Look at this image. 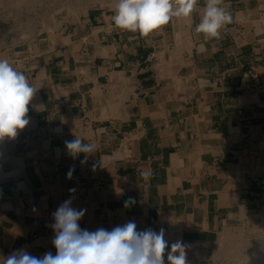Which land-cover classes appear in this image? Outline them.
<instances>
[{
    "label": "crops",
    "instance_id": "obj_1",
    "mask_svg": "<svg viewBox=\"0 0 264 264\" xmlns=\"http://www.w3.org/2000/svg\"><path fill=\"white\" fill-rule=\"evenodd\" d=\"M204 3L148 35L91 13L4 57L38 91L29 125L0 143V252L54 253L51 213L73 187L82 228H164L165 256L180 242L187 260L257 205L264 0H223L232 22L208 40L195 32ZM74 135L97 146L86 164L66 155Z\"/></svg>",
    "mask_w": 264,
    "mask_h": 264
},
{
    "label": "clouds",
    "instance_id": "obj_2",
    "mask_svg": "<svg viewBox=\"0 0 264 264\" xmlns=\"http://www.w3.org/2000/svg\"><path fill=\"white\" fill-rule=\"evenodd\" d=\"M222 3L223 0H205L201 19L195 26V32L203 34L205 40L218 38L221 30L232 22L230 11ZM197 4L198 0H115L112 20L119 29L148 35L168 25L173 18H190ZM37 91L22 71L7 59H0V143L15 140L29 125V105ZM74 137L64 141L66 155L75 160L83 154L80 162L86 164L97 146ZM73 172L74 168H70L69 179ZM76 191L75 187L70 188L69 198L51 213L48 227L53 233L54 253L49 250L36 256L27 247H21L7 255L0 252V264H165L168 242L164 228L138 229L135 220L111 229L82 228L80 221L87 209L73 207ZM135 204V198L129 197L123 206L128 209ZM167 264H187L184 244L171 245Z\"/></svg>",
    "mask_w": 264,
    "mask_h": 264
},
{
    "label": "rangeland",
    "instance_id": "obj_3",
    "mask_svg": "<svg viewBox=\"0 0 264 264\" xmlns=\"http://www.w3.org/2000/svg\"><path fill=\"white\" fill-rule=\"evenodd\" d=\"M16 3L17 5L19 3L20 7L19 5L17 7ZM114 3L115 0H35L29 2V4L26 2L25 5L20 0H0V59H4L5 56L24 48L28 43L53 34L85 15L101 12L114 14ZM54 23L58 26L56 27ZM21 33L25 34L22 35ZM258 156L261 157L258 167L264 172V147L259 150ZM260 192L257 205L251 210L238 215L236 220L220 233L213 253L206 260L200 261L196 258H190L187 260V264H264V247L261 248L263 233L262 228H260L264 226V219H262L264 218V188ZM256 228L257 230H255ZM227 241L240 242L241 245L238 247L241 249L244 247L242 249L243 253L237 254L234 251L228 255V252L224 251ZM253 253L256 255H253ZM247 255H249V258ZM166 258L167 256H165ZM165 264H167L166 260Z\"/></svg>",
    "mask_w": 264,
    "mask_h": 264
},
{
    "label": "bare ground",
    "instance_id": "obj_4",
    "mask_svg": "<svg viewBox=\"0 0 264 264\" xmlns=\"http://www.w3.org/2000/svg\"><path fill=\"white\" fill-rule=\"evenodd\" d=\"M16 1V0H15ZM18 1V0H17ZM22 3H28L29 4V2H33V1H35V0H27V1H23V0H20ZM37 1V0H36ZM62 1V0H61ZM110 1V0H109ZM20 3V2H19ZM19 3H18V5H19ZM62 3V2H61ZM68 3V2H67ZM70 3V2H69ZM27 4V5H28ZM72 4V3H71ZM12 5H14L13 3H12ZM16 5H17V3H16ZM18 5H17V7H18ZM26 5V4H25ZM64 5V4H63ZM68 5V4H67ZM15 6V5H14ZM23 6V5H22ZM22 6H21V8H22ZM65 6V5H64ZM78 6V5H77ZM19 7H20V5H19ZM72 7V6H71ZM73 8V7H72ZM67 9H70V8H67ZM44 10V9H43ZM77 10V9H76ZM79 10V9H78ZM47 12V11H46ZM39 13V12H38ZM44 13V12H43ZM73 13V12H72ZM42 15V14H41ZM50 16V15H49ZM21 21V20H20ZM45 21V20H44ZM54 21V20H53ZM61 21V20H60ZM47 22V21H46ZM23 24V23H22ZM24 25V24H23ZM54 25H56V23H54ZM53 25V26H54ZM45 26V25H44ZM50 26V25H49ZM52 26V27H53ZM58 26V24L56 25V27ZM27 27V26H26ZM22 29V28H21ZM27 29V28H26ZM18 31H19V29H18ZM24 31V30H23ZM22 34V33H21ZM23 34H25V33H23ZM22 34V35H23ZM37 34V33H36ZM26 35H28L27 33H26ZM12 37V36H11ZM33 37V36H32ZM183 38V37H182ZM34 40V39H33ZM2 41V40H1ZM34 43V42H33ZM13 45V44H12ZM264 210V209H263ZM242 216V215H241ZM263 217V215L261 216V218ZM262 219H264V218H262ZM261 219V220H262ZM261 222V221H260ZM180 223V222H179ZM263 224V223H262ZM260 228H262V243H263V245L261 246V248L262 247H264V226H261ZM259 228V229H260ZM255 230H257V228L255 229ZM261 233V232H260ZM261 235V234H260ZM175 238V237H174ZM225 239V238H224ZM240 239V238H239ZM258 239V238H257ZM174 240V239H173ZM241 241V240H240ZM174 242V241H173ZM223 243V242H222ZM230 245V246H229ZM241 244H240V242H237V241H234V242H232V241H230V242H228L227 241V243L225 244V247H226V249L224 250L225 252H228V255H229V253H232V252H234L235 251V253H237V254H242L243 253V251H242V249L244 248H239L238 246H240ZM245 245V244H244ZM259 245V244H258ZM254 247V246H253ZM223 251V250H222ZM223 251V252H224ZM252 252V251H251ZM220 254H221V252H220ZM224 254V253H223ZM245 254V253H244ZM235 255V254H234ZM253 255H256V254H254L253 253ZM248 256V258H249V255H247ZM263 256V255H262ZM261 256V257H262ZM225 257V256H224ZM230 257V256H229ZM261 257H259V258H261ZM226 258V257H225ZM257 258V257H256ZM255 258V259H256ZM221 259V258H220ZM246 259V258H245ZM166 261H167V258L165 259ZM250 260H252V259H250ZM262 260V259H261ZM236 261H238V260H236ZM253 261V260H252ZM257 261V260H256ZM263 262V261H262ZM225 264V263H224ZM248 264H250V263H248ZM259 264V263H258Z\"/></svg>",
    "mask_w": 264,
    "mask_h": 264
}]
</instances>
